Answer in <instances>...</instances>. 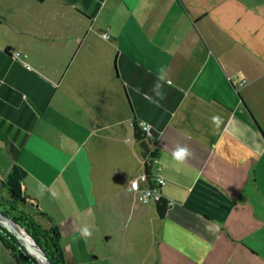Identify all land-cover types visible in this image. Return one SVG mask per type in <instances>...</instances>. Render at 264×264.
Returning a JSON list of instances; mask_svg holds the SVG:
<instances>
[{
  "label": "crops",
  "instance_id": "obj_1",
  "mask_svg": "<svg viewBox=\"0 0 264 264\" xmlns=\"http://www.w3.org/2000/svg\"><path fill=\"white\" fill-rule=\"evenodd\" d=\"M131 120L151 125L164 217L129 189ZM8 188L66 264H264V0H0ZM0 264H17L1 239Z\"/></svg>",
  "mask_w": 264,
  "mask_h": 264
},
{
  "label": "trees",
  "instance_id": "obj_2",
  "mask_svg": "<svg viewBox=\"0 0 264 264\" xmlns=\"http://www.w3.org/2000/svg\"><path fill=\"white\" fill-rule=\"evenodd\" d=\"M135 136L140 141L141 154L145 171L152 174L153 161L156 157V147L151 145V140L147 139L144 131L138 126L134 127ZM38 206L31 202L26 196L8 188V196L0 193V210L7 216L14 219L35 239L42 247L46 255L53 264H65L63 248L60 242V233L56 226L46 228L35 218L34 210ZM168 208V202L162 198L157 204L156 209L160 217H164ZM0 239L5 247L10 251L17 264H39L37 260L26 253L24 248L19 245L18 240L6 229L0 226Z\"/></svg>",
  "mask_w": 264,
  "mask_h": 264
},
{
  "label": "built area",
  "instance_id": "obj_3",
  "mask_svg": "<svg viewBox=\"0 0 264 264\" xmlns=\"http://www.w3.org/2000/svg\"><path fill=\"white\" fill-rule=\"evenodd\" d=\"M103 37L108 38L109 34L103 33ZM11 54L15 58H20L21 52L19 50L11 51ZM28 68L29 65H26ZM246 83L245 78H239L238 86H243ZM130 125L133 127L138 126L142 131H144L147 137H152V129L151 125L146 121L136 122L134 120L130 121ZM156 159L153 161L156 163ZM156 169L158 173L150 175L146 173V171L141 172L136 177H134L129 184V189L135 193H137V197L139 201L143 203L157 204L162 198L163 194L161 191L162 185L166 182L165 178L159 173L161 167L156 165Z\"/></svg>",
  "mask_w": 264,
  "mask_h": 264
},
{
  "label": "clouds",
  "instance_id": "obj_4",
  "mask_svg": "<svg viewBox=\"0 0 264 264\" xmlns=\"http://www.w3.org/2000/svg\"><path fill=\"white\" fill-rule=\"evenodd\" d=\"M167 79V73L165 69L160 70V74L158 75L157 82L154 84L153 92H155L156 96L159 98H163V92L161 91L163 87V82H165ZM139 91V90H137ZM212 122L215 125H219L221 122V118L219 116H213ZM192 155V152L187 147H177L173 153H172V159L177 164H183L186 162V160ZM43 192V189H41V193ZM53 196L56 195L55 192L52 193ZM80 236L83 237L85 240L91 238L92 232L89 228L84 227L80 229Z\"/></svg>",
  "mask_w": 264,
  "mask_h": 264
},
{
  "label": "bare ground",
  "instance_id": "obj_5",
  "mask_svg": "<svg viewBox=\"0 0 264 264\" xmlns=\"http://www.w3.org/2000/svg\"><path fill=\"white\" fill-rule=\"evenodd\" d=\"M0 221L3 220H1L0 218ZM6 223L9 227L13 228L19 234V237L23 245L27 247L32 254H34L36 257L44 261L43 253L41 252L40 248L36 245L32 237L29 236L28 233H26V231L23 228L14 224L12 221L6 220Z\"/></svg>",
  "mask_w": 264,
  "mask_h": 264
},
{
  "label": "water",
  "instance_id": "obj_6",
  "mask_svg": "<svg viewBox=\"0 0 264 264\" xmlns=\"http://www.w3.org/2000/svg\"><path fill=\"white\" fill-rule=\"evenodd\" d=\"M0 218H1V220H3V221H0V223H1L2 225H4V226L6 227V229H7L10 233H12L13 235H15V237L19 240L20 244H21L22 246H24L23 243H22V241H21V239H20V237H19V234H18L13 228H11V227H9V226L7 225L6 220H8V221H12L14 224L20 226L21 228H23V229L26 231V233H28V231H27L24 227H22L18 222H16L14 219H12L11 217H9V216H7L5 213H3L1 210H0ZM28 235L31 236L29 233H28ZM31 237H32V236H31ZM32 239L35 241V239H34L33 237H32ZM35 243H36V245L40 248L41 252L43 253L44 261L41 260V259H39L38 257H36L34 254H32V253L30 252V250H29L27 247L24 246L25 250H26L29 254H31V255L37 260V262H38L39 264H53V263L50 261V259L48 258V256L46 255L45 251L42 249V247H41L36 241H35Z\"/></svg>",
  "mask_w": 264,
  "mask_h": 264
},
{
  "label": "rangeland",
  "instance_id": "obj_7",
  "mask_svg": "<svg viewBox=\"0 0 264 264\" xmlns=\"http://www.w3.org/2000/svg\"><path fill=\"white\" fill-rule=\"evenodd\" d=\"M1 194H3V195H5V196H8V193L6 192H3V193H1ZM0 226L1 227H3L4 229H6V227L4 226V225H2L1 223H0ZM7 230V229H6ZM8 231V230H7ZM9 232V231H8ZM10 233V232H9ZM10 234H12V233H10ZM13 235V234H12ZM14 237H15V235H13ZM16 238V237H15ZM17 239V238H16ZM18 240V239H17ZM18 242H19V240H18ZM19 245L22 247V248H24V246H22L21 244H20V242H19ZM24 250H25V248H24ZM26 251V250H25ZM26 253H28L27 251H26ZM29 254V253H28ZM29 255H31V254H29ZM32 256V255H31ZM65 257V256H64ZM65 264H66V260H65Z\"/></svg>",
  "mask_w": 264,
  "mask_h": 264
}]
</instances>
